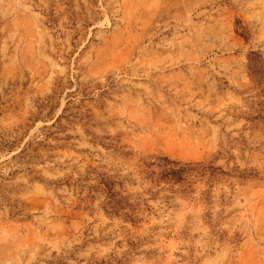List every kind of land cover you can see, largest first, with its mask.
<instances>
[{
    "label": "rangeland",
    "instance_id": "1",
    "mask_svg": "<svg viewBox=\"0 0 264 264\" xmlns=\"http://www.w3.org/2000/svg\"><path fill=\"white\" fill-rule=\"evenodd\" d=\"M0 264H264V0H0Z\"/></svg>",
    "mask_w": 264,
    "mask_h": 264
},
{
    "label": "trees",
    "instance_id": "2",
    "mask_svg": "<svg viewBox=\"0 0 264 264\" xmlns=\"http://www.w3.org/2000/svg\"><path fill=\"white\" fill-rule=\"evenodd\" d=\"M253 76H259V74L262 72L260 69H253ZM172 173V175L176 178V176H180V172H178L177 170L173 169L170 171Z\"/></svg>",
    "mask_w": 264,
    "mask_h": 264
}]
</instances>
